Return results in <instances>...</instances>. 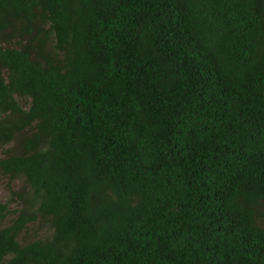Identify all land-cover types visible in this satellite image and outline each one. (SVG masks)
Here are the masks:
<instances>
[{"label": "trees", "instance_id": "trees-1", "mask_svg": "<svg viewBox=\"0 0 264 264\" xmlns=\"http://www.w3.org/2000/svg\"><path fill=\"white\" fill-rule=\"evenodd\" d=\"M0 146V264H264V0H0Z\"/></svg>", "mask_w": 264, "mask_h": 264}, {"label": "rangeland", "instance_id": "rangeland-1", "mask_svg": "<svg viewBox=\"0 0 264 264\" xmlns=\"http://www.w3.org/2000/svg\"><path fill=\"white\" fill-rule=\"evenodd\" d=\"M5 43V42H3ZM23 104H25L27 101L23 100L21 101ZM3 154V147L0 146V155ZM7 183H8V179L6 176H4L3 174L0 173V200L1 201H6L7 198L9 197L8 195V191H7ZM22 183L21 179H16L15 181H13V185L15 187L19 186ZM16 206H18V203L16 201H12L9 204V211L7 212L6 217L0 222V225H5L8 220L10 219V217L14 216L15 213L13 212V209L16 208ZM46 233H48V229L46 228V226L42 223L38 224V223H29L28 227L26 228V230L21 231L17 234V237L19 239L20 242H26L28 240H32L38 237H42L44 236Z\"/></svg>", "mask_w": 264, "mask_h": 264}]
</instances>
